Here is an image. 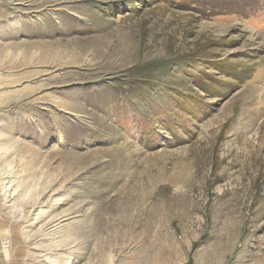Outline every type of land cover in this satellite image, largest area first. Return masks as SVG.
I'll return each instance as SVG.
<instances>
[{
	"label": "rangeland",
	"instance_id": "1",
	"mask_svg": "<svg viewBox=\"0 0 264 264\" xmlns=\"http://www.w3.org/2000/svg\"><path fill=\"white\" fill-rule=\"evenodd\" d=\"M0 264H264V0H0Z\"/></svg>",
	"mask_w": 264,
	"mask_h": 264
}]
</instances>
